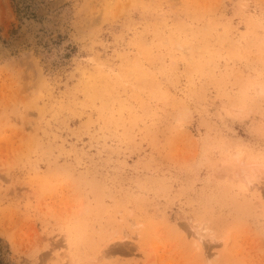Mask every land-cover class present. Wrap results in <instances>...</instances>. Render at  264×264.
I'll use <instances>...</instances> for the list:
<instances>
[{
    "label": "rangeland",
    "instance_id": "1",
    "mask_svg": "<svg viewBox=\"0 0 264 264\" xmlns=\"http://www.w3.org/2000/svg\"><path fill=\"white\" fill-rule=\"evenodd\" d=\"M7 264H264V0H0Z\"/></svg>",
    "mask_w": 264,
    "mask_h": 264
},
{
    "label": "trees",
    "instance_id": "2",
    "mask_svg": "<svg viewBox=\"0 0 264 264\" xmlns=\"http://www.w3.org/2000/svg\"><path fill=\"white\" fill-rule=\"evenodd\" d=\"M7 254V246L3 245V241L0 239V264H7L4 257Z\"/></svg>",
    "mask_w": 264,
    "mask_h": 264
}]
</instances>
